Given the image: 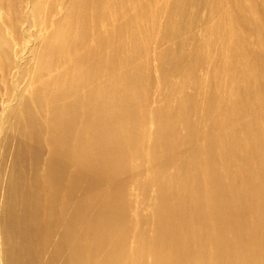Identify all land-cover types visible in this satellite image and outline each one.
Wrapping results in <instances>:
<instances>
[{"label":"bare ground","instance_id":"obj_1","mask_svg":"<svg viewBox=\"0 0 264 264\" xmlns=\"http://www.w3.org/2000/svg\"><path fill=\"white\" fill-rule=\"evenodd\" d=\"M232 2L0 0V264H264V0Z\"/></svg>","mask_w":264,"mask_h":264},{"label":"rangeland","instance_id":"obj_2","mask_svg":"<svg viewBox=\"0 0 264 264\" xmlns=\"http://www.w3.org/2000/svg\"><path fill=\"white\" fill-rule=\"evenodd\" d=\"M124 1H126V0H124ZM123 2L119 3V2H116L114 0H110L109 5L102 12H100L99 15L100 16H114V14L121 9ZM232 4H240L241 5V2H240V0H233ZM87 11H88L87 18H92L96 14V12H94L93 9L90 7H88ZM253 50H255V48ZM261 66L264 68V62H262ZM87 195H88V193L86 192L85 196H87Z\"/></svg>","mask_w":264,"mask_h":264}]
</instances>
